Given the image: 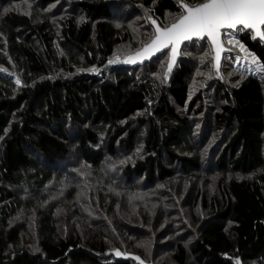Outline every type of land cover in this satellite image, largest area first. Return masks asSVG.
<instances>
[{
  "label": "trees",
  "instance_id": "obj_1",
  "mask_svg": "<svg viewBox=\"0 0 264 264\" xmlns=\"http://www.w3.org/2000/svg\"><path fill=\"white\" fill-rule=\"evenodd\" d=\"M145 10L161 25L178 13L176 0H0V264H138L110 254L117 249L153 264H264V72L234 63L241 50L227 36L224 78L204 72L194 100V67L182 64L183 53L199 65L210 59L206 38L185 44L166 78L164 55L141 67L109 64L124 59L114 52L132 39L133 16L144 15L140 42L153 28ZM231 34L264 64V40L250 30ZM180 178L182 187L196 179L194 187L182 203L185 192L175 189L169 208H191L192 224L173 229L175 210L159 203L122 210L130 196L172 190ZM65 180L91 188L74 213L87 215L91 234L59 231L43 193ZM67 186L64 200L77 209L78 192ZM20 213H34L39 253L25 248ZM144 240L154 246L150 259L138 246Z\"/></svg>",
  "mask_w": 264,
  "mask_h": 264
},
{
  "label": "snow or ice",
  "instance_id": "obj_2",
  "mask_svg": "<svg viewBox=\"0 0 264 264\" xmlns=\"http://www.w3.org/2000/svg\"><path fill=\"white\" fill-rule=\"evenodd\" d=\"M176 3L178 13L175 14L174 19L168 23H163V25L158 24L145 10V18L153 28L145 34L146 38L140 42L141 46L134 51L129 50L126 52L123 60L117 56L115 61L110 59L108 63L143 64L144 61L151 60L157 53L162 52L168 58L166 78L167 73L172 71L173 65L176 63L178 55H180L182 44L192 42V46H195L198 42L207 38L213 50V54L208 61L210 64L207 73L208 78L215 75L223 79L224 77L220 73L221 54L225 51H232L231 48H225L222 36H227V44L238 46L246 54L243 58L247 60L248 57H251V63L258 64L257 70L264 72V64H259L257 58L248 52L236 36L231 34L232 30L236 32L250 30L253 33V39L259 37L260 40H264V0H197V2H193V0H176ZM117 27H120V25H117ZM129 27L133 26L130 24ZM187 47L188 45H185V48ZM165 49L168 52H164ZM185 55H191V53L185 52ZM208 55L209 53H205V56ZM203 59L201 57V63H203ZM225 59H229V57H225ZM240 59L241 57L237 55L233 62L238 63ZM161 67L164 68L165 63H161ZM90 71L98 70L93 68ZM196 74L203 75L199 70ZM261 78L264 79V77ZM17 83H20L19 80H17ZM120 163L123 164L125 161H120ZM81 189L76 194L77 199L87 197L88 191L91 190L87 183L83 184ZM115 194L120 195L119 192ZM129 199L131 200L133 197L130 196ZM138 246L145 247L146 250L148 248V245L144 242ZM116 255L119 256L121 253L116 251ZM134 259L143 264L140 257H134ZM236 264H240V262L237 261Z\"/></svg>",
  "mask_w": 264,
  "mask_h": 264
},
{
  "label": "rangeland",
  "instance_id": "obj_3",
  "mask_svg": "<svg viewBox=\"0 0 264 264\" xmlns=\"http://www.w3.org/2000/svg\"><path fill=\"white\" fill-rule=\"evenodd\" d=\"M66 6L71 7V3H66ZM58 7H55V9ZM32 15H36V11L32 10L31 11ZM120 16V15H119ZM145 22L144 20V15L141 14H136L135 16L132 17L131 21L127 23V30L132 31L133 36L132 39L126 43H123L121 45H119L114 52V55H124L126 52H128L129 50L134 51L136 48L140 47V39L143 38V34H144V27H143V23ZM132 25L133 27H129V25ZM118 25H120V27L124 26L123 23H118ZM135 29V31H134ZM195 50V49H194ZM203 51L204 55L205 52L204 50H200ZM239 52V51H238ZM188 53H191V55H185V53H183L184 58L182 61V64H186V65H190L194 67V73L192 75L191 78V83L194 84L191 95H190V99L194 100L198 94L199 89L202 87L201 86V82H203L202 78L204 77V72L205 75H207L208 70H203L202 66L205 64L204 62L208 63L209 59L208 58H204L203 59V63H201L200 61V65L198 64V60L196 57L192 56V52H190L188 50ZM207 53V52H206ZM245 53L243 51H241L239 53V57H241V59L239 60V62L237 64H239L238 66L244 70H246L247 72H249L250 74L253 75H258L260 73V71H258V64H253L251 63V57H248L247 60H245L243 57H245ZM161 59V58H160ZM159 59V60H160ZM167 60V57L165 58L164 61ZM181 59H179L178 63L180 62ZM258 60V59H257ZM159 62V61H158ZM115 63V62H114ZM258 63L260 64V62L258 61ZM176 64V65H177ZM175 65V66H176ZM210 68V67H209ZM197 70H199L201 73H203V75H197ZM136 73H142V71H137ZM237 75H239V73L235 72L234 75H232L233 77H236ZM208 76V75H207ZM213 77V76H212ZM160 79H162L161 76H159ZM210 80V78H209ZM208 83V82H207ZM212 101V100H211ZM68 164V163H67ZM62 168V166H54V169L56 170H60ZM181 179H175L172 183H171V188L172 190L168 189L167 185H161L158 186V189H155L153 191L152 194H142L136 197V199L134 200H130L132 203L126 204L123 203L122 204V210L125 212L126 210L128 211L131 207L132 204H145L147 207H153L154 205H157L158 207V203L163 205L162 209H168L169 208V201H171L172 203L174 202V199H176V196L174 195V190L175 189H180L181 192H185L184 195L179 198V203H182L184 201V198L187 195L188 190L193 186L194 187V178L191 179H186L185 181V185L184 187H182V182ZM183 180V179H182ZM204 184H208L207 182H200L201 187H204ZM69 185L71 187V190L80 192L81 189V185L75 183V182H70V181H64L61 182L60 184L58 183L56 188L53 190H50L48 192L43 193V195H45L47 198H49L50 200V205H52L53 208V217L55 219V221L57 222V225L59 227V231L61 233L62 229L65 231L64 235H68L70 233V231H75V230H81V232L85 233H92V225H90V221H88L87 219V215L86 214H82L81 211L78 214L79 216L74 217V213L75 211H79L81 208H85V202L87 200V198L89 197V195L87 194V197H81L78 199L79 202H82V204H80L79 206H77L76 209V205L73 203V199L71 201H67L64 200L67 198L68 194H69V190H68V186ZM209 187L214 188V190L216 191V187H214L213 185L209 184ZM186 189V190H185ZM70 190V191H71ZM213 189H207V192L211 193L214 191ZM159 192V195H158ZM67 193V194H66ZM166 193V194H164ZM158 195V196H157ZM102 199V196L99 197L98 195H95L94 199L95 200H99ZM77 199V196L75 197V200ZM119 200H121V198H117ZM60 201H64L63 203H60ZM170 211L175 210L174 213H176L175 217V224L173 225V229L176 228H180V226H182L184 223H189L192 224L194 219L192 216V212H191V208L189 209V207H183L181 206L180 209L176 208H169ZM200 211H198V213H200ZM36 213V212H35ZM195 213V211H194ZM34 213H20L18 214V216L15 219V223L23 224L26 223L27 225L25 226L26 228H29V233L26 234L23 243H26L25 248H27V246L29 247V249L31 251H34L36 253H39V249L36 247V245H34V236H35V222L33 225H31L32 220L34 219L31 215ZM112 214V212L108 213V215L110 216ZM196 214V213H195ZM201 215V214H200ZM104 215H102L101 217H99V219H103ZM85 226L89 227L91 230L89 231H85ZM95 226H101V225H95ZM62 234V233H61ZM110 235H117V233H110ZM172 240L173 237L171 236L170 238H168V240ZM191 239V238H190ZM144 242H146V244L148 245L147 250L145 251V254L148 256L147 259H150L151 257V253L154 249V246L152 244H150V242L148 240H144ZM187 243L189 244L190 241L189 239L187 240ZM30 245V246H29ZM163 249H158L156 251V255L159 257V255L161 254V252L164 250ZM124 253V252H123ZM136 255V254H134ZM139 256V255H138ZM165 259L162 257L159 260L160 264H164ZM171 263L172 262V257L167 259L165 263ZM189 264L190 261H187ZM168 264V263H167Z\"/></svg>",
  "mask_w": 264,
  "mask_h": 264
},
{
  "label": "water",
  "instance_id": "obj_4",
  "mask_svg": "<svg viewBox=\"0 0 264 264\" xmlns=\"http://www.w3.org/2000/svg\"><path fill=\"white\" fill-rule=\"evenodd\" d=\"M232 31H235V30H232ZM222 37H223V36H222ZM206 39H207V38H206ZM255 39L258 40V39H260V38H259V37H256ZM187 43H190V42H185L184 44L181 45V51H182L184 45L187 44ZM225 48H226V46H225ZM226 49H227V48H226ZM167 51H168L167 49L164 50V52H167ZM181 51H180V55H178V57H177L176 63L173 65V67L178 63V61H179V59H180V57H181ZM227 52H228V51H225V52H223V53L221 54V67H222V64H223L224 56H225V54H226ZM161 55H163L162 52H161V53H157L155 56L152 57L151 60H146V61H144L143 64H139V63H137V64H128V65H129V66H133V67H141V66H144L145 64H147V63H149V62H151V61L157 59V58H158L159 56H161ZM116 251H119V252L121 253V255L117 256V255H116ZM110 254L115 255V257H116L117 259H121V260H125V261L135 260L138 264H140V261L134 259V257H140V256H138V255L123 253V252H122L121 250H119V249L110 252ZM140 260L143 261V264H153V263H147V262H145L141 257H140ZM237 261H239L240 264H242V262H241L240 259H237Z\"/></svg>",
  "mask_w": 264,
  "mask_h": 264
}]
</instances>
